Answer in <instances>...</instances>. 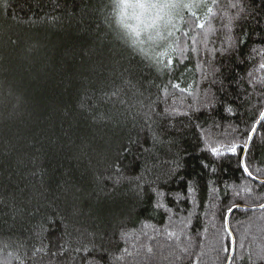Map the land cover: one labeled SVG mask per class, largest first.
Segmentation results:
<instances>
[{
    "label": "trees",
    "instance_id": "16d2710c",
    "mask_svg": "<svg viewBox=\"0 0 264 264\" xmlns=\"http://www.w3.org/2000/svg\"><path fill=\"white\" fill-rule=\"evenodd\" d=\"M110 2L0 0V264H264V187L257 181L251 193L236 195L249 182L238 157L208 151L247 138L256 96L249 104L245 91L264 90V0H243L248 19L234 21L233 34L246 30L247 43L211 64L190 49L203 48L209 22L217 30L209 39L220 47L222 25L238 9L205 0L195 17L184 12L174 36L150 49L175 58L170 43L189 48L171 73L157 72L117 37ZM216 68L210 87L205 75ZM150 104L156 114L148 127ZM165 108L189 116H165ZM262 135L258 129L248 153L259 180ZM206 160L214 161L207 169ZM186 180L192 203L177 209L167 197L183 196ZM153 187L167 195L154 196ZM157 201L174 211H157ZM232 203L234 255L222 219Z\"/></svg>",
    "mask_w": 264,
    "mask_h": 264
},
{
    "label": "snow or ice",
    "instance_id": "6c2138e0",
    "mask_svg": "<svg viewBox=\"0 0 264 264\" xmlns=\"http://www.w3.org/2000/svg\"><path fill=\"white\" fill-rule=\"evenodd\" d=\"M203 0H200V3L195 2V0H156V3L153 4V6H159L161 9L168 10L167 15H168V22H171L173 19H175L177 16L173 15V10L182 8L183 10H189L191 16L195 17L197 13L195 11H191L193 8H198L201 6ZM216 0H213V3H215ZM228 7L232 9H238V12L235 16H230L227 19V23L223 24L222 27L226 30L224 36L221 38V45L220 47L215 46V41H210L209 39V33L210 32H215L217 30L213 29L211 22H209L208 27L205 29V24L202 22H197L196 27L200 29H205L203 38L200 41V43L203 45L202 49H197L195 46H193L190 51L192 53H196L198 55L210 58V59H205L202 60V63H215V58L217 54H219L221 57L228 55L232 52H239L240 47H242L244 44L247 43L248 40V32L246 30H243V36L237 39L235 37L234 29L236 25L234 24V21H244L246 22L248 19V15L241 16L242 13H245L246 9L243 6V0H229ZM207 13L210 15H215L213 12L212 7H207ZM250 14V13H249ZM242 28V25H241ZM178 31L176 29V25L173 24L172 28L169 29L168 36L173 37L175 34V31ZM185 36H187V33H184ZM157 38L163 40L165 39L164 36H162L159 31L157 32ZM193 43H196V37H192ZM212 44L211 47H209V44ZM144 43L141 42L139 46H133L131 47L134 52L139 54L144 60L148 61L152 66L155 67V70L157 72H169L171 73L174 69L176 58H179V63L183 64L185 63L189 57H188V52L189 48L187 46H180V44L176 42H172L169 44V51L172 53H175V58L172 55H168L166 52H161L156 55H153L150 51L149 48H146L143 46ZM257 53V49L252 48L250 49V54H255ZM260 56H264V52L259 53ZM259 68L264 69V62L259 64ZM127 71V69L125 70ZM220 71L219 68H216L214 72L206 74L205 75V80H208L209 75L212 77L211 82H210V87L214 86L217 81L215 79V74ZM249 76H251V73H249ZM241 82L243 83V78H241ZM130 83V81H129ZM221 85H223V81L220 82ZM248 86L252 87L253 86V81L250 79L248 81ZM173 87H179L178 84H174ZM182 90V89H181ZM117 92L112 93V95H117ZM166 95V93H165ZM253 95L256 96V104L252 105L253 108V118L252 122L249 126V129L246 131V139L243 141V143H236L233 142L231 143L230 146H225L223 147V150L221 149V146H213L208 149L210 156L212 158L216 157H224L225 154H231L233 156L238 157V167L242 171L245 177L248 178L249 182L244 183L243 185L238 186L236 195H239L240 192L244 193H251L253 191V188L250 186L251 183H256L258 181L259 186L264 187V180H259L257 175L253 174V171L250 170L249 166V156L248 153L250 151V144L252 141H254L255 134L258 131V129H264V90L260 91L258 94L254 92H248L247 90L245 91V96L247 97V102L249 104L252 103V98ZM158 102H153V104H156ZM153 104L148 105V112L146 113V120L149 122L147 124L148 127H151V118L152 115L156 114V108L153 106ZM210 105L208 103H205L203 107L207 108ZM85 105L81 104V108H84ZM143 107V105H142ZM227 112L232 113V108L229 105L225 109ZM192 112L199 111V109H191ZM164 115L169 116V117H176V116H182V117H187L189 116V112H181L177 110L176 108H172L169 110L168 108L164 109ZM262 141H264V135L261 137ZM128 149H125L127 151ZM243 153V155H240ZM213 160H206V161H201V167L202 168H209L210 164L213 163ZM179 167V165L177 166ZM182 170V169H180ZM213 174H215L216 169H212ZM257 173L260 175H264V171L261 169L257 168L256 169ZM177 173L173 172L172 176L169 177V179H174ZM108 180H112L113 178L111 176L107 177ZM143 177H137V181L142 180ZM159 181V178H157V182ZM120 182V178L117 176L114 183L118 184ZM157 182H151V183H157ZM168 180L163 181V183H167ZM186 188H185V194L181 196L180 193L175 194V196H168V199L173 200V204L176 205L177 209L179 208V204L181 203H192V201L189 199L194 191V188L191 186L189 181H184ZM138 187L139 184H138ZM234 187H236L234 185ZM211 192L213 194L217 193L218 188L213 185L211 187ZM151 193L154 196H160V197H165L167 194L160 191L159 187H153L151 189ZM227 191L225 190V195H227ZM260 207L264 209V204H261ZM154 208L157 211H160L163 209L165 212L168 211H174L172 205H165L161 204L160 202H156L154 204ZM238 209V205L235 203H232L231 205L227 206L226 208L223 209V222H224V229L228 233V239L231 244V254H235V245H236V240L235 236L232 235L231 229L229 227V218L231 214ZM36 211H39L37 209ZM186 211V209H185ZM190 215V214H189ZM49 221L56 220L57 222H60L62 218L59 217H48L47 218ZM182 224L185 223L184 221L181 222ZM122 237L125 235L124 233L121 234ZM64 250L63 246H61V252ZM97 249H91V248H85L84 251H93ZM77 252L80 251V249H76ZM225 251H229V249L226 247ZM61 253H53V255H59ZM264 258V257H262ZM119 259V258H115ZM231 259V256L230 258ZM88 264H93L92 261H89ZM96 264H99V262H96Z\"/></svg>",
    "mask_w": 264,
    "mask_h": 264
},
{
    "label": "clouds",
    "instance_id": "9594fccd",
    "mask_svg": "<svg viewBox=\"0 0 264 264\" xmlns=\"http://www.w3.org/2000/svg\"><path fill=\"white\" fill-rule=\"evenodd\" d=\"M154 3L156 0H111L110 17L117 37L127 46L157 38L166 10Z\"/></svg>",
    "mask_w": 264,
    "mask_h": 264
},
{
    "label": "rangeland",
    "instance_id": "374dc122",
    "mask_svg": "<svg viewBox=\"0 0 264 264\" xmlns=\"http://www.w3.org/2000/svg\"><path fill=\"white\" fill-rule=\"evenodd\" d=\"M195 2L200 3V0H195ZM202 4H201V6H202ZM167 11L168 10L165 11L164 22L159 27V33L162 36H164L165 39L161 40L159 38H155V39L147 40L146 43L143 45L144 47L149 48V49H151V48L155 49L154 48L155 44H158L159 42L167 40L169 38V36H168L169 29L172 28L173 24H175L177 26V24L179 23L178 21L182 20L181 18H182L183 13L186 12V11H189V10H183L182 8H178V9L173 10V15L177 16V17L175 19H173L171 22H168ZM191 11H195L196 13L200 14L203 10L200 11L198 8H193V9H191Z\"/></svg>",
    "mask_w": 264,
    "mask_h": 264
}]
</instances>
